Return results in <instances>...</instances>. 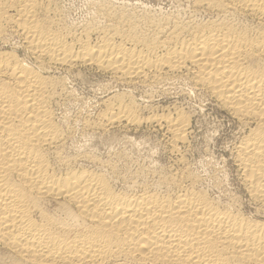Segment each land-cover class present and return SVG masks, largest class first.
<instances>
[{"label":"bare ground","instance_id":"1","mask_svg":"<svg viewBox=\"0 0 264 264\" xmlns=\"http://www.w3.org/2000/svg\"><path fill=\"white\" fill-rule=\"evenodd\" d=\"M41 1L0 0V264H264V0H188L184 15L99 0L79 30ZM77 65L127 86L183 78L211 98L242 130L233 157L249 208L185 169L138 182L66 155L52 71ZM102 102L96 128L144 121L125 93ZM166 112L145 121L174 150L191 119Z\"/></svg>","mask_w":264,"mask_h":264},{"label":"rangeland","instance_id":"2","mask_svg":"<svg viewBox=\"0 0 264 264\" xmlns=\"http://www.w3.org/2000/svg\"><path fill=\"white\" fill-rule=\"evenodd\" d=\"M46 1L43 2L46 3ZM48 1L50 7L56 6L57 11L52 8L57 13L59 11L58 16L62 22L76 30L85 25L88 19H92V14L95 12L94 4L99 2V0ZM116 1L119 2V0ZM124 1H127V6L130 7L146 5L150 13L165 11V13L184 15L189 7L188 0ZM9 35L7 36L9 43L19 44L20 38L17 35ZM23 51L19 50L22 57L26 55ZM55 70L52 74L61 80H59L61 84L63 83L64 94L56 98V101L54 100L52 108L55 120L66 132L64 143L66 155L77 158L83 165L93 169L98 168L103 172H106L109 169L107 166L111 164L110 166L114 167L115 174L118 173L116 175L121 180L128 178L139 182L146 179L152 182L161 174H171L185 169L194 175L197 174L202 186L211 195L220 196V198L222 196L224 199L238 196L240 202L249 208L250 202L247 200L248 196L240 180V171L233 157V148L242 130L238 122L232 119L224 109L218 107L211 98L210 100L204 93L191 91L185 79L177 77L179 81L177 78L172 79L171 82L168 81L169 83L159 84L160 86L146 85V83L127 86L116 82L109 72L89 66L77 65L71 70L59 67ZM120 93L127 94L135 104H138L139 116L144 121L153 114L168 113L166 111L173 113L177 108L183 110L191 119L185 141L177 144L175 147L177 150H172L169 143L170 135L165 128L149 121H143L138 125L121 122L105 128H96L95 123L104 105L102 101L113 94ZM89 158L97 161L98 165L90 164ZM118 182L116 187L121 189L122 181Z\"/></svg>","mask_w":264,"mask_h":264}]
</instances>
